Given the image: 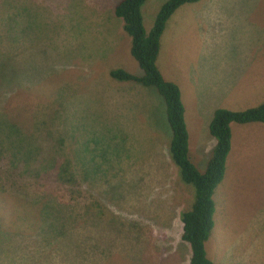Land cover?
<instances>
[{"label": "rangeland", "instance_id": "1", "mask_svg": "<svg viewBox=\"0 0 264 264\" xmlns=\"http://www.w3.org/2000/svg\"><path fill=\"white\" fill-rule=\"evenodd\" d=\"M118 1L0 0V120L13 118L0 125V264H189L180 216L194 188L172 161L164 101L109 76L142 74ZM165 1L141 6L146 32ZM156 65L180 89L203 172L213 111L264 102V0L181 5ZM230 127L206 254L264 264V124Z\"/></svg>", "mask_w": 264, "mask_h": 264}, {"label": "trees", "instance_id": "2", "mask_svg": "<svg viewBox=\"0 0 264 264\" xmlns=\"http://www.w3.org/2000/svg\"><path fill=\"white\" fill-rule=\"evenodd\" d=\"M199 0H166L157 11L152 27L148 32L143 26L141 6L145 0H119L114 5V13L123 21V28L130 38L129 53L137 62L142 74L133 75L124 69L109 71V76L118 81H131L142 86L154 87L165 104L166 120L171 130L169 151L174 165L183 182L194 188L191 208L181 213V239L190 245L189 264H214L207 257L205 242L213 228V194L225 172V162L231 146V123L264 124V102L243 110L217 108L209 123V134L216 144L206 169L200 172L189 158L188 132L185 123V109L178 85L166 80L156 65L160 37L167 20L183 4ZM27 112H31V109ZM0 120V125L11 123L12 116ZM16 125V124H15ZM18 126V125H17ZM22 132H25L24 130ZM25 146V151L29 149ZM141 264V263H133Z\"/></svg>", "mask_w": 264, "mask_h": 264}]
</instances>
